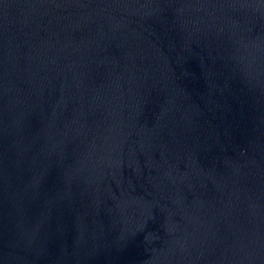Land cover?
Listing matches in <instances>:
<instances>
[{"label": "water", "instance_id": "water-1", "mask_svg": "<svg viewBox=\"0 0 264 264\" xmlns=\"http://www.w3.org/2000/svg\"><path fill=\"white\" fill-rule=\"evenodd\" d=\"M0 264H264V0H0Z\"/></svg>", "mask_w": 264, "mask_h": 264}]
</instances>
